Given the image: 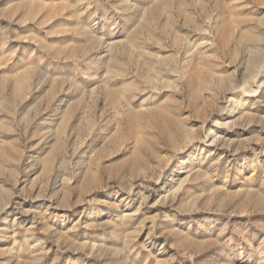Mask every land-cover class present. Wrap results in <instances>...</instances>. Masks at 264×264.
<instances>
[{
	"label": "rangeland",
	"instance_id": "374dc122",
	"mask_svg": "<svg viewBox=\"0 0 264 264\" xmlns=\"http://www.w3.org/2000/svg\"><path fill=\"white\" fill-rule=\"evenodd\" d=\"M0 264H264V0H0Z\"/></svg>",
	"mask_w": 264,
	"mask_h": 264
}]
</instances>
